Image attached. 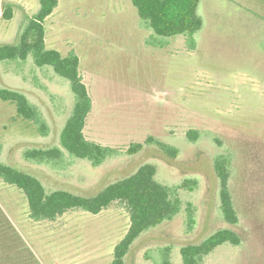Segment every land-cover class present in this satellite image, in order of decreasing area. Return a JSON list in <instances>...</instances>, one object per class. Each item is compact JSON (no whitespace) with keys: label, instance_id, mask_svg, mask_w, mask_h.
<instances>
[{"label":"rangeland","instance_id":"1","mask_svg":"<svg viewBox=\"0 0 264 264\" xmlns=\"http://www.w3.org/2000/svg\"><path fill=\"white\" fill-rule=\"evenodd\" d=\"M11 3L13 16L0 17V45L18 41L38 0ZM203 27L189 50L183 36L164 48L145 45L149 32L140 26L131 0H59L45 20V43L65 55L74 50L93 106L84 133L90 140L116 147L120 154L92 167L75 159L65 171L25 161L26 147L57 144L68 116L72 92L67 80L49 66L0 61V86L28 96L42 111L50 132L40 135L19 118L16 107L0 99L1 160L37 176L47 189L95 194L132 174L140 165L156 166L165 184L185 178L197 181L181 189L182 210L171 220L143 232L132 244L126 264H154L159 248L197 243L218 228L241 237L238 246L223 244L201 264H264V0H200ZM201 131L189 142L185 132ZM148 135L179 148L176 158L156 146L126 154L129 143ZM232 159L229 186L239 220L227 223L219 212L218 180L213 157ZM0 264H111L115 244L124 236L129 217L111 206L98 214L69 211L55 221H34L24 194L0 180ZM195 209L187 230L186 203ZM6 217V218H5Z\"/></svg>","mask_w":264,"mask_h":264},{"label":"trees","instance_id":"2","mask_svg":"<svg viewBox=\"0 0 264 264\" xmlns=\"http://www.w3.org/2000/svg\"><path fill=\"white\" fill-rule=\"evenodd\" d=\"M39 9L23 25L18 41L0 45V61H25L29 56L37 67L49 66L58 76L67 80L73 102L59 134L57 144L47 147H26L22 150L25 161L46 165L55 172L67 170L75 159L87 160L92 167L101 165L106 159L120 154L116 147L90 140L84 133L93 101L80 71V57L74 50L63 55L45 43V20L52 14L59 0H38ZM200 0H131L140 19V26L149 32L145 45L164 48L169 38L183 36L189 50L196 48L194 35L203 27L198 13ZM13 16L11 3L0 1V17L8 20ZM0 99L9 101L16 107L19 118L34 125L36 131L47 136L49 124L41 109L23 92L0 86ZM186 139L197 142L201 137L199 129L190 128ZM156 146L169 158H176L180 150L153 135L143 141L129 143L126 154H134L144 146ZM3 144L0 142V157ZM228 152L213 157V169L218 180L219 212L229 224L239 220L229 182L232 175V159ZM0 180L15 186L25 196L29 216L34 221H55L69 211H84L98 214L111 206H119L126 211L129 225L124 236L115 244L111 264H126L133 242L145 231L165 221L173 219L183 208L179 190H193L197 181L185 178L178 184H165L156 178V166L151 163L140 165L132 174L113 181L95 194H78L66 189L49 190L42 181L26 170L3 162L0 158ZM187 230L195 224L194 206L187 202ZM0 215L5 216L0 209ZM6 218V217H5ZM239 234L229 227H221L197 243L179 247L180 261L172 256V247L159 248L154 264H201L206 256L223 244L238 246Z\"/></svg>","mask_w":264,"mask_h":264},{"label":"crops","instance_id":"3","mask_svg":"<svg viewBox=\"0 0 264 264\" xmlns=\"http://www.w3.org/2000/svg\"><path fill=\"white\" fill-rule=\"evenodd\" d=\"M1 190H2V186L0 185V192H1ZM26 200V199H25ZM27 202V201H26Z\"/></svg>","mask_w":264,"mask_h":264}]
</instances>
